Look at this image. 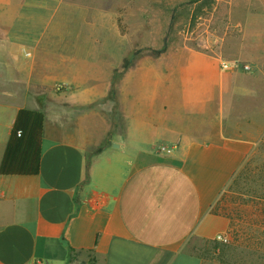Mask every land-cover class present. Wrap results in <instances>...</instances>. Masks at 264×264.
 Wrapping results in <instances>:
<instances>
[{
    "label": "crops",
    "instance_id": "1",
    "mask_svg": "<svg viewBox=\"0 0 264 264\" xmlns=\"http://www.w3.org/2000/svg\"><path fill=\"white\" fill-rule=\"evenodd\" d=\"M139 1L0 0V264H203L189 242L229 237L214 207L264 145L263 61L247 34L165 42L170 11Z\"/></svg>",
    "mask_w": 264,
    "mask_h": 264
},
{
    "label": "rangeland",
    "instance_id": "2",
    "mask_svg": "<svg viewBox=\"0 0 264 264\" xmlns=\"http://www.w3.org/2000/svg\"><path fill=\"white\" fill-rule=\"evenodd\" d=\"M78 1L82 7H90L92 10L95 6L104 5V0ZM134 5L138 6L136 11L149 10L148 5L155 6L154 10L158 13H163V8L170 11L171 30L164 38L165 42L168 40L198 46L203 41L207 44L206 50H215L225 39H230L227 43L231 50L235 44L234 39L243 38L247 34L242 56L260 58L264 64V0H140ZM212 7H215L213 19L206 22L198 34L188 35L183 32L193 15ZM114 91L115 83H112ZM110 102L111 99H107V116L113 117V110L110 111L113 104ZM43 119H47L44 133L57 134L46 110ZM88 125L91 131H96L94 123H87L86 128ZM19 148L11 144L10 154H15L17 158ZM157 151L166 154L160 152L159 147ZM214 210L229 217L231 224L228 235L232 242L221 244L219 251L213 252L209 241L193 238L188 244L189 250L201 255L203 264H264V145H260L236 173Z\"/></svg>",
    "mask_w": 264,
    "mask_h": 264
},
{
    "label": "built area",
    "instance_id": "3",
    "mask_svg": "<svg viewBox=\"0 0 264 264\" xmlns=\"http://www.w3.org/2000/svg\"><path fill=\"white\" fill-rule=\"evenodd\" d=\"M215 7H212L210 9H205L202 12L195 14L191 17L189 20V23L186 25L185 29L183 30L184 33L188 35H194L198 34L202 29V26L206 25V22H210L213 19ZM222 69L226 70H233V71H240V72H251L253 70L252 66L250 64L240 62V61H234V62H221ZM160 152L166 153V154H172L174 151V147H167L164 145L159 146ZM217 240L229 243L230 239L228 236L225 235H218Z\"/></svg>",
    "mask_w": 264,
    "mask_h": 264
},
{
    "label": "trees",
    "instance_id": "4",
    "mask_svg": "<svg viewBox=\"0 0 264 264\" xmlns=\"http://www.w3.org/2000/svg\"><path fill=\"white\" fill-rule=\"evenodd\" d=\"M156 54H157V52H156ZM128 65H129V61L126 60L125 63H124V68H127ZM102 150H103V148L100 147V148H98L97 150H95L93 153L88 154V159H87V165H88V166H89V164H90V159H91L90 156H91V155H94V154H97V153H100ZM219 214H220V213H219ZM209 244L212 245L213 252H217V251H219V249H220V245H221V244H223V245H228V244H230V243H224V242H221V241L215 239V240L209 241ZM197 255H198L199 258H201V259L203 260V257H202L201 255H199V254H197Z\"/></svg>",
    "mask_w": 264,
    "mask_h": 264
},
{
    "label": "water",
    "instance_id": "5",
    "mask_svg": "<svg viewBox=\"0 0 264 264\" xmlns=\"http://www.w3.org/2000/svg\"><path fill=\"white\" fill-rule=\"evenodd\" d=\"M115 146H118V145H115Z\"/></svg>",
    "mask_w": 264,
    "mask_h": 264
}]
</instances>
